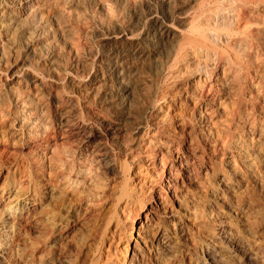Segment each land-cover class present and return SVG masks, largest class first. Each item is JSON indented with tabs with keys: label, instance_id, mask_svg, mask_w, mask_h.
Listing matches in <instances>:
<instances>
[{
	"label": "bare ground",
	"instance_id": "bare-ground-1",
	"mask_svg": "<svg viewBox=\"0 0 264 264\" xmlns=\"http://www.w3.org/2000/svg\"><path fill=\"white\" fill-rule=\"evenodd\" d=\"M115 3L126 12L122 21L112 19L114 8L98 0H0V204L6 200L0 208V242H5L0 244V264H15L10 260L20 230L30 224L46 228L55 221L56 204L66 197L92 221L97 209L110 202L121 214L126 206H135L130 220L139 222L136 236L123 230L119 219L111 235L123 231L132 247L127 249L126 243L119 260L111 257L108 243L102 256L99 246L108 220L95 233L99 239L94 235L98 252L89 264H191L204 246L215 249V255L194 264H227L218 240L241 230L217 206L216 211L202 207L194 186L218 190L222 204L242 214L245 223L260 213L247 190L237 193L235 188L245 180L238 164L249 169L264 152V0ZM189 4L194 11L189 29H178L177 23L187 21L181 15ZM93 8L110 15L100 24L108 32V48L97 62L99 75L83 95H61L53 58L61 53L63 35L73 30L60 23L79 22L87 13L93 18ZM77 43L68 47L70 72L81 64ZM22 51L35 59H24ZM151 63L162 89L155 98L152 129L127 132L108 123L106 116L120 121L129 111L137 83ZM79 97L86 99L82 113L75 109ZM100 124L102 129L96 127ZM121 134L130 145L117 149L108 168L123 183L103 177L100 158ZM256 250L264 256V248Z\"/></svg>",
	"mask_w": 264,
	"mask_h": 264
},
{
	"label": "rangeland",
	"instance_id": "rangeland-1",
	"mask_svg": "<svg viewBox=\"0 0 264 264\" xmlns=\"http://www.w3.org/2000/svg\"><path fill=\"white\" fill-rule=\"evenodd\" d=\"M98 1L101 4L105 3L106 5H109L114 8V12L112 15L113 17L111 16L112 19H117V20L122 21L124 20L123 18L126 17V12L124 11L123 6L117 5V3H115L116 0H103V1L98 0ZM191 5L192 4H189L187 7H184V9L182 10L183 14L181 16L184 17V20L187 19V21L185 22V24L177 23L176 25L178 26V29H184V30L189 29L190 19H188V17L191 16L194 12L192 9H189ZM106 12L107 11L104 8L98 9L97 11H95V9L93 8V14H94L93 18H91L89 14L87 13V14H84V16L85 17L88 16V17L84 19L85 17L83 16V20H80L79 22H77L74 18H72L71 20H68L67 22L60 23V26L68 28V30L72 28L73 30L72 32H68L63 35V43L65 45L63 44L60 46V49H61L60 55L53 58L54 65L57 67V76L59 77L61 95L73 96L74 92H77L83 95L84 91L87 89L90 83L91 78L96 75H99L96 72V66L98 64L97 62L99 60V57H102L108 48L107 40L105 39L106 34L108 32H106L105 29H102L101 28L102 25H100L102 23L106 24L110 20L108 19V16L110 17V15H108V12L107 13ZM92 28H93V31L91 30ZM76 29H80L81 33L77 32ZM87 30L90 33L89 32L87 33L86 32ZM68 41H70V43ZM76 42H78L76 45H79L78 47H79V54L81 57V64L77 70L70 72L69 71L70 61L68 60V50L70 48L69 46H72ZM20 54L22 57H24V59H27L28 61H32L35 59V56L31 53L28 54V52L22 51ZM37 54H39L38 50L36 51L35 55ZM20 62L18 63V65H20ZM146 68L147 70L145 71V74L142 76V78L139 79L137 83L138 86L135 91L134 100L131 102L129 111L127 113H124V117L122 118L123 121L122 120L117 121L116 116H106V120L108 123L118 124L123 129L124 128L127 129V132H131V130L139 128L141 132L144 131L146 133L147 131H150L152 129V126H153L152 124L155 123V119H156L155 118L156 114L154 111V105L156 104L155 98L157 99V97L160 96L162 89H161L160 84H158V82H156L155 80V76H154L155 65L151 63L148 66H146ZM54 76L56 77L55 74ZM247 93L248 92L245 91L244 95H246ZM85 102H86V99H84L83 97H79L78 104L76 105V108H75L78 113L79 112L82 113L85 111L84 110L85 109L84 106L86 105ZM93 109H99V107L93 104ZM257 114L258 113L256 112L254 115L257 116L256 118H259L258 117L259 114L258 115ZM101 124L96 127L98 129H102ZM172 127H174V125ZM125 137H126L125 135L123 136L122 134L119 135L117 138V143L108 152L109 154L106 157L100 156L102 160L101 169L103 170L106 169L105 170L106 174L103 177H106L107 179H112V178H115L117 180L119 179L118 175L117 174L115 175L114 172L110 168H108V166L110 164V160L115 157L117 153L116 151L118 148H122L123 145H126V146L130 145V143L127 142V139H125ZM263 155H264V152H263ZM263 155H262V160L260 162H256L249 169L245 167L243 164H240V163L238 164L239 173L245 177L246 181L244 180V182L241 183L240 187L235 188V190H237V193H239L246 189L247 194L252 198L253 201L257 203V208L260 209L259 215L255 219H250L247 223L243 221L244 217H242V214L235 215L233 214L232 210H230L226 204L224 203L222 204V201L216 195V193H218V190L216 192L210 189H201V188H198L197 186H194L192 189V191L194 190V192L197 194V197H199V202L201 203L200 205L202 206L203 204L202 207H204L207 211H210V210L216 211L219 208V210L228 213L229 215L233 217L238 228H240L241 230V234L240 233L235 234V232H232L231 235L228 234L226 236H221L220 239L218 240V244H219L218 248H220L219 250L224 254L223 255L221 253L224 256L227 264H264V256L261 254V252L256 250L258 247L259 249L264 248V231H263L264 230V161H263L264 156ZM252 170L254 171V174L251 173ZM2 180H3V176L0 177V183L2 182ZM118 181L122 182L123 180L119 179ZM127 183L129 184V186L132 185L131 180H127ZM199 190L201 191L203 190V191L201 192ZM68 198L69 197H66L61 202H58L56 204L55 209L58 212L57 213L58 217L56 216L55 221L48 222V225L46 226V228L42 226L40 227V225L33 226L30 224L27 227H24L23 228L24 230L23 229L20 230L19 232L20 235H18L19 239L16 243H14L15 245H13L14 247L13 251L15 252L12 251V254H11L12 260H10L11 262L15 264H24V263L32 264L33 259H35V264H89L91 259L94 257V255H96L98 252V251H95L96 247L94 246L98 245L97 239H99V234L101 233V231H103L105 224L108 220H110L111 223L108 226L107 232L103 239L104 243L99 246V249L101 248L100 252L102 256L104 257L107 252L106 251L107 247L110 244L108 247V250L112 258L115 256L114 259L118 257L116 259L121 260L124 257L123 256L124 250H121L122 247L127 243L126 244L127 249L128 248L130 249V247H132L133 245V242H131L130 240L127 242V239L125 238L126 236L124 235L123 231L120 233L115 232L114 235L111 236L112 231L114 230V227H115L114 221L116 222V220L118 219L121 220V222H123V227H124L123 230L126 231L129 229L128 231H131L133 236H136L137 227L139 226V222L132 223V221L130 220V216H132L134 213L135 206L134 205L126 206L128 208H125V210L122 211V214H121V209L118 206L115 207L114 201L110 202L108 204H105L104 205L105 207L102 205L103 207L100 206L97 209L96 211L97 213L93 216L94 220L95 218L97 220L92 221L93 219L92 216L90 215L84 216L82 210H78V207L76 208V206L73 204V200L68 199ZM139 198H141L140 195L137 196V199ZM219 200L221 201V203ZM1 201L3 204H0V208H3L4 206H1V205H4L6 200H1ZM218 201L220 204L216 203ZM46 203H48V201L44 200L43 205H46ZM122 206H124V204ZM215 206H217L218 208L216 209ZM61 207H64V208H61ZM67 207H68V210H67ZM99 209H101V212ZM126 210L129 212H127ZM142 216L143 215H141V217L139 216V221L143 220ZM125 218H127L126 222H125ZM89 219L90 221H88ZM257 222L259 223V225ZM49 223L51 224L54 223L52 226L51 233H50L51 227ZM126 223L128 225H126ZM98 225L100 226L99 230H97ZM243 228L245 229L248 228L249 231ZM246 232L247 234H245ZM46 233H50V234L46 235ZM95 233H99V234H95ZM94 235L95 237H97L96 235H98L97 239L94 238ZM227 236L228 237L230 236L232 239H230V237L228 238ZM112 237H114L116 241L114 240V238L112 239ZM35 238L39 239V243L37 245L33 244V239ZM187 240L188 241L186 243L189 242L188 244L191 245L192 244L191 238L190 239L188 238ZM94 241L97 242L96 245ZM4 243H5L4 241L0 242V244H4ZM35 247L39 248L38 250H36V252H35ZM2 249H4V247H2ZM92 251H94V253ZM214 251L215 249H213L211 246H204V247L198 248L197 253L194 256V259L196 261V260L202 259V257L203 259L206 256L212 257L215 255ZM112 254H114V256ZM194 263H191V264H194ZM2 264H7V263L3 262Z\"/></svg>",
	"mask_w": 264,
	"mask_h": 264
}]
</instances>
